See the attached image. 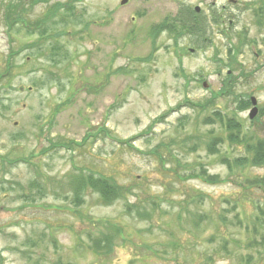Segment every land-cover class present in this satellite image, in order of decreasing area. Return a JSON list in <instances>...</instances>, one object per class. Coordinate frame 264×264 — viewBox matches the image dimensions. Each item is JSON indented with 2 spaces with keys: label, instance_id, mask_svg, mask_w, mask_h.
Masks as SVG:
<instances>
[{
  "label": "rangeland",
  "instance_id": "obj_1",
  "mask_svg": "<svg viewBox=\"0 0 264 264\" xmlns=\"http://www.w3.org/2000/svg\"><path fill=\"white\" fill-rule=\"evenodd\" d=\"M30 1L23 17L35 23L70 0ZM120 1L77 2L76 20L67 14L39 39L23 23L8 29L0 0V75L14 53L0 78V264H264V190L248 183L264 166L222 164L245 151L214 119L219 111L264 139V115L251 123L237 102L215 96L227 46L243 39L236 90L264 109V7L257 23V0ZM196 6L208 41L151 38L152 26ZM206 100L205 110L193 106ZM212 137L223 139L217 154ZM201 170L224 181L205 183ZM84 171L129 193L106 206L87 191L76 206L68 179ZM107 223L120 233L98 256L91 239L114 234Z\"/></svg>",
  "mask_w": 264,
  "mask_h": 264
},
{
  "label": "trees",
  "instance_id": "obj_2",
  "mask_svg": "<svg viewBox=\"0 0 264 264\" xmlns=\"http://www.w3.org/2000/svg\"><path fill=\"white\" fill-rule=\"evenodd\" d=\"M80 1L82 0H70L66 5H60L59 3H56L53 7L48 8L45 14V18L42 21H36L35 23H32L30 20L24 19V5H18V2H15L14 4L9 2L4 8V23L5 25H7L8 29H12L13 25L15 24L23 23L24 28L28 34H31L34 31L40 35L39 39H47L50 36L49 32L57 28H53V26H62V23L64 22L65 16L67 14L73 16V20H76V16L72 12V10H74L72 5ZM61 8L63 12L60 16L61 19L58 20L59 22L52 21V19L55 18ZM19 11H21V13ZM188 13V9H181L178 15L173 19V23H169V20L165 19L160 24L152 26L150 28L151 38H156L161 32H168L174 35L175 38H181L184 35L188 36L191 33L190 36L193 35L202 41H208V38L206 36L208 26L206 25V23L204 21L198 22V20H194V17L188 19ZM212 22L214 26H220L218 17L214 16ZM244 42L245 41L243 39H240L237 44L230 43L229 46H227V55L229 59V62L227 63V70L231 71V75L226 74L225 80L232 78L234 60L241 52V48L243 47ZM57 49L58 51L60 50L59 48ZM13 55V51H10L6 58V69L4 73L0 75V78L8 74V68L11 65V57ZM209 104H213V101L206 100L203 103L193 104V106L198 107L201 110H205ZM236 106L238 111H244L248 108L249 103L247 101L241 100L236 103ZM263 115L264 109H261L256 122L259 121L263 117ZM214 116V119H216V121L224 126V128L227 130V140L232 144L243 145L245 151V156L233 159L231 162L227 159H222L221 163L226 165L229 169L234 166H247L255 168L264 166V139L259 137L256 132H244L239 121L234 118H226L221 113H219V111H216ZM203 123L211 124L213 123V120L205 118L203 120ZM222 142V138L212 137L207 143L208 151L212 154H217V146ZM199 177L205 183L209 184L222 183L224 181L218 175H208L205 170H201ZM68 183L70 191L73 194V203L76 206H79L83 203L82 195L87 191L96 194L102 204L106 206L112 205L114 202L124 198L127 193H129V189L127 187L121 186L113 178L107 177L105 175H95L91 171L74 173L73 175H71V178L68 179ZM248 183L252 184V186L257 185L264 190V176L254 178L253 180L248 181ZM152 205H154V202L152 203ZM136 212L137 215H140L139 210H137ZM141 214L147 219H149L151 216V214L146 211H143ZM262 214L264 215V213ZM178 219H181L179 215ZM200 219H202V217H200ZM262 226L264 230V220ZM105 227L107 229H113L114 234L108 231L105 233H101L100 237L98 238L91 239V245L89 249L93 254L98 256H107L112 252L115 247V233H120L119 229H116L115 226H112L108 223ZM261 241H264L263 238H261ZM174 245H176V243Z\"/></svg>",
  "mask_w": 264,
  "mask_h": 264
},
{
  "label": "flooded vegetation",
  "instance_id": "obj_3",
  "mask_svg": "<svg viewBox=\"0 0 264 264\" xmlns=\"http://www.w3.org/2000/svg\"><path fill=\"white\" fill-rule=\"evenodd\" d=\"M4 2H3V4H4V7L10 2V3H12V4H14L15 2H18L19 4L18 5H24V7H26V3L27 2H29L30 0H3ZM36 1H46V0H32V2L31 3H35ZM231 2H235L234 0H230ZM257 2H258V8L256 9V12H255V14H256V16H257V18H259V21H257V22H261V20H260V17L262 18V16H261V13H259V12H261V10L260 9H262V7H264V0H257ZM212 6H214V4L212 3L211 4ZM20 13H21V11H19ZM215 14V13H214ZM212 15L211 16V18H210V20L212 21V19H213V17L214 16H216V17H218V21H219V19L221 18V15L219 14V15H217V14H215V15ZM4 16V15H3ZM194 17V20H198V21H201V22H203L204 21V19H201L200 18V8L199 7H194L193 8V10L191 9V12H190V10H189V13H188V19H191V18H193ZM205 22V21H204ZM210 22V21H209ZM191 34V33H190ZM190 34L188 35V37H193V38H195L196 39V45H200V44H202V43H200V39H198L196 36H193V35H191L190 36ZM189 51L190 52H193V50L192 49H189ZM256 57H257V55H255ZM237 65L234 63V68H233V73H234V70H235V67H236ZM239 66V65H238ZM232 73V74H233ZM226 74L227 75H231V71H228L227 70V72H226ZM225 74V75H226ZM242 75H244V74H242ZM246 75V74H245ZM238 77H236V76H234V74H233V76H232V78H230V79H228V80H225L224 79V81L222 80V83H221V87H220V89H219V91H218V93L215 95L216 97H224V98H227V99H229V100H231V101H233V102H238V101H247L248 103H249V106H248V108H247V111H249L252 107H251V99L252 98H254L251 94H245V95H241V94H238V92H237V90H236V86L238 85ZM203 83H206L205 81H203L202 83H201V85L203 84ZM203 87V86H202ZM206 88H207V84H206ZM214 96V97H215ZM214 97L212 98V99H214ZM255 99V98H254ZM255 101H256V99H255ZM259 110V109H258ZM253 121V120H252ZM251 122V121H250ZM254 123V122H253Z\"/></svg>",
  "mask_w": 264,
  "mask_h": 264
},
{
  "label": "water",
  "instance_id": "obj_4",
  "mask_svg": "<svg viewBox=\"0 0 264 264\" xmlns=\"http://www.w3.org/2000/svg\"><path fill=\"white\" fill-rule=\"evenodd\" d=\"M128 0H121L120 5H125ZM203 88H206V83L202 84ZM252 109L249 112L248 118L250 120L254 119V117L257 115V108H256V101L254 98L251 99Z\"/></svg>",
  "mask_w": 264,
  "mask_h": 264
}]
</instances>
